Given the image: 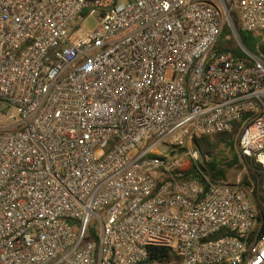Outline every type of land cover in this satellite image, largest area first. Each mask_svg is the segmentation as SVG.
I'll return each mask as SVG.
<instances>
[{
    "label": "built area",
    "instance_id": "1",
    "mask_svg": "<svg viewBox=\"0 0 264 264\" xmlns=\"http://www.w3.org/2000/svg\"><path fill=\"white\" fill-rule=\"evenodd\" d=\"M238 28L264 42V0H0V264H264L253 189L185 176L237 121L264 174V56Z\"/></svg>",
    "mask_w": 264,
    "mask_h": 264
},
{
    "label": "trees",
    "instance_id": "2",
    "mask_svg": "<svg viewBox=\"0 0 264 264\" xmlns=\"http://www.w3.org/2000/svg\"><path fill=\"white\" fill-rule=\"evenodd\" d=\"M233 21L237 25V18L232 13ZM240 40L244 47L258 57L264 56V42L252 33L244 32L238 28ZM232 34L229 26H225L218 43L221 52L231 53L242 57L249 66L254 62L237 46L227 39ZM233 37V36H232ZM231 37V38H232ZM243 129V121L233 123L229 132L216 135H203L194 139V146L200 151L201 160L193 163L185 176L188 178L203 179L204 174H209L214 180L227 181L232 170L240 171L246 166L248 175H245L242 184L253 189L257 205L264 217V174L259 165L251 158L244 157L238 147V140ZM146 261L140 264H151L154 261L166 262L174 257L167 248L149 247Z\"/></svg>",
    "mask_w": 264,
    "mask_h": 264
},
{
    "label": "rangeland",
    "instance_id": "3",
    "mask_svg": "<svg viewBox=\"0 0 264 264\" xmlns=\"http://www.w3.org/2000/svg\"><path fill=\"white\" fill-rule=\"evenodd\" d=\"M77 25L82 30L91 31V30H94L98 26V19L95 16H89V17L81 18L77 21ZM232 36H233L232 34H229L227 36V39L228 40L230 39L229 42L232 43L233 45H237L245 53L243 48L238 45V42L234 38V36L233 37ZM245 175H248V171H247L246 166L243 165V168L240 171L232 170L229 173V177H228L227 181L232 182V183L240 181L242 183V180H243ZM92 230L94 233L98 232L96 221H94V224L92 226Z\"/></svg>",
    "mask_w": 264,
    "mask_h": 264
}]
</instances>
